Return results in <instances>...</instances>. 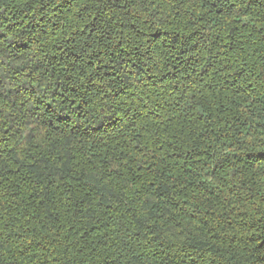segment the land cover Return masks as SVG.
I'll use <instances>...</instances> for the list:
<instances>
[{
  "label": "trees",
  "instance_id": "trees-1",
  "mask_svg": "<svg viewBox=\"0 0 264 264\" xmlns=\"http://www.w3.org/2000/svg\"><path fill=\"white\" fill-rule=\"evenodd\" d=\"M0 264H264V0H0Z\"/></svg>",
  "mask_w": 264,
  "mask_h": 264
}]
</instances>
